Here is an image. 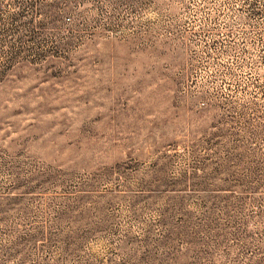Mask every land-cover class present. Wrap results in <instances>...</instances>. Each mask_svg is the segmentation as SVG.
<instances>
[{
	"label": "rangeland",
	"instance_id": "1",
	"mask_svg": "<svg viewBox=\"0 0 264 264\" xmlns=\"http://www.w3.org/2000/svg\"><path fill=\"white\" fill-rule=\"evenodd\" d=\"M0 264H264V0H0Z\"/></svg>",
	"mask_w": 264,
	"mask_h": 264
}]
</instances>
